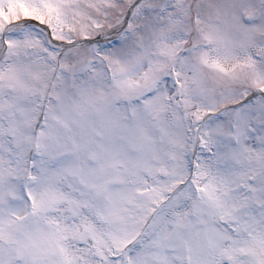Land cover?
<instances>
[{"label":"snow or ice","instance_id":"obj_1","mask_svg":"<svg viewBox=\"0 0 264 264\" xmlns=\"http://www.w3.org/2000/svg\"><path fill=\"white\" fill-rule=\"evenodd\" d=\"M0 264H264V0H0Z\"/></svg>","mask_w":264,"mask_h":264}]
</instances>
